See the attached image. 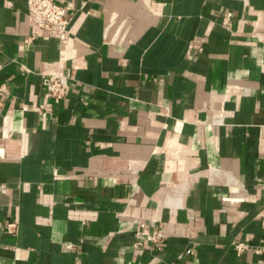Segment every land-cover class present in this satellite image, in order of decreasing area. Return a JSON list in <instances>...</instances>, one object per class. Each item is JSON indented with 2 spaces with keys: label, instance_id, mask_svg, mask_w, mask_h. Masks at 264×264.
Masks as SVG:
<instances>
[{
  "label": "crops",
  "instance_id": "0c3cea01",
  "mask_svg": "<svg viewBox=\"0 0 264 264\" xmlns=\"http://www.w3.org/2000/svg\"><path fill=\"white\" fill-rule=\"evenodd\" d=\"M54 1L0 0V264H264V0Z\"/></svg>",
  "mask_w": 264,
  "mask_h": 264
},
{
  "label": "built area",
  "instance_id": "2783aa9c",
  "mask_svg": "<svg viewBox=\"0 0 264 264\" xmlns=\"http://www.w3.org/2000/svg\"><path fill=\"white\" fill-rule=\"evenodd\" d=\"M29 21L33 23L37 28L46 31L50 38H54L59 41L61 45H65L69 42L70 32L68 29V20L66 17V10L63 6L56 3L54 0H27ZM225 25H229L227 20H224ZM33 38H29L31 41ZM42 88L50 99L55 103L61 101L68 92L69 79L62 72L58 71L54 74L44 75L41 78ZM8 94V86L6 84H0V103L3 98ZM17 225L14 223H8L6 229L8 233L15 234ZM141 233L143 235L142 240H138L133 244L134 248L140 249L144 247V244H156L159 245L162 240V236L156 229H149L142 227ZM192 238L193 234H189ZM236 255L247 251L249 246L244 243H238L234 246ZM184 253H180L177 259L182 264ZM187 255H192L193 252L189 249L186 250Z\"/></svg>",
  "mask_w": 264,
  "mask_h": 264
}]
</instances>
